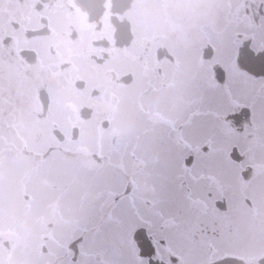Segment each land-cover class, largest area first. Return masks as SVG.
Wrapping results in <instances>:
<instances>
[{
    "label": "flooded vegetation",
    "instance_id": "af4514ba",
    "mask_svg": "<svg viewBox=\"0 0 264 264\" xmlns=\"http://www.w3.org/2000/svg\"><path fill=\"white\" fill-rule=\"evenodd\" d=\"M0 214L2 264H264V0H0Z\"/></svg>",
    "mask_w": 264,
    "mask_h": 264
},
{
    "label": "rangeland",
    "instance_id": "374dc122",
    "mask_svg": "<svg viewBox=\"0 0 264 264\" xmlns=\"http://www.w3.org/2000/svg\"><path fill=\"white\" fill-rule=\"evenodd\" d=\"M108 148L109 149H112V146L110 144H108ZM75 164H76V162H73V161H69L68 160L66 166L72 167V165L74 166ZM11 165H12V163L6 162L4 168L1 170L2 173H4L5 176H6L7 172L8 173H11V174L7 175V177L9 178L10 181L12 180V177L16 175V172H13L12 167H10ZM16 165H19V164H16ZM16 165H13V168H14L15 171H19V169L17 168ZM23 168H24V165H23ZM23 168L21 167V170ZM38 206H39V200H38L37 203L34 204L33 210L31 212H29L30 215L26 216L28 219H31V216L35 217V216H38L39 215L40 212H36L38 210ZM8 211L9 212H12V209L9 208ZM1 217H4V216L0 214V226H2V227H8V226L18 225V224H15L16 223L15 220H2ZM5 218L10 219L9 217H5ZM23 229L26 230V231H28V232H31V228L28 227V226L23 227ZM23 247L27 248V250L26 249H21L19 251L18 255L21 254V258H19V257L15 258L16 260H18L16 262H19V261H21V260L24 259V261L21 262L20 264H24L26 261H29L30 264H31L32 262L37 261L38 256H39V252L37 250H35V252L32 253V255L30 256V259H29L28 255H27V253L29 252V245H28V243L27 244L26 243H23ZM1 250L2 249H0V264H2V261H3V251H1Z\"/></svg>",
    "mask_w": 264,
    "mask_h": 264
},
{
    "label": "snow or ice",
    "instance_id": "6c2138e0",
    "mask_svg": "<svg viewBox=\"0 0 264 264\" xmlns=\"http://www.w3.org/2000/svg\"><path fill=\"white\" fill-rule=\"evenodd\" d=\"M161 195H170L169 193L162 192Z\"/></svg>",
    "mask_w": 264,
    "mask_h": 264
}]
</instances>
